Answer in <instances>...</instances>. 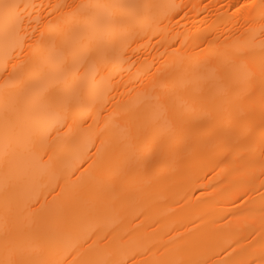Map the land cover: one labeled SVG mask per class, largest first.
I'll use <instances>...</instances> for the list:
<instances>
[{
  "label": "bare ground",
  "instance_id": "6f19581e",
  "mask_svg": "<svg viewBox=\"0 0 264 264\" xmlns=\"http://www.w3.org/2000/svg\"><path fill=\"white\" fill-rule=\"evenodd\" d=\"M22 2L34 5L29 38L0 34V261L11 241L43 264H264V0ZM94 4L152 7L123 10V47L87 77L71 127L47 113L38 122L32 98L60 74L53 37L79 33L92 13L76 6ZM241 49L230 116L201 111L181 132L143 126L153 84ZM37 123L55 128L47 154L30 145ZM130 125L151 152L127 146Z\"/></svg>",
  "mask_w": 264,
  "mask_h": 264
},
{
  "label": "snow or ice",
  "instance_id": "6c2138e0",
  "mask_svg": "<svg viewBox=\"0 0 264 264\" xmlns=\"http://www.w3.org/2000/svg\"><path fill=\"white\" fill-rule=\"evenodd\" d=\"M32 7L34 5L23 3L22 0H0V34L6 43L15 40L22 46L29 38L32 21L28 9ZM76 7L89 10L92 16L84 19V26L76 35L70 38L53 37V46L59 50L57 68L60 74L49 75L32 98V104L37 109L38 122L41 114L47 113L55 117L57 122H63L71 127L67 122L73 118L81 98L88 91L87 77L91 76V79H94L95 76L101 75L107 67L110 53L123 47L122 33L128 25L123 10L152 6L94 4ZM244 7L246 6L241 5L237 11ZM97 13H103L100 17L101 23L93 24L91 21ZM100 31H103V35H97ZM244 55L242 49L237 50L229 54L227 60L220 61L214 66L211 60H205L181 76L172 75L165 83L153 84L144 105V111L149 114V119L143 126L159 125L181 132L196 123L194 116L201 111L206 112L210 117L214 113L220 117L230 116L232 105L241 98L240 92H234L235 86L240 82L235 69L237 65H244L245 62L241 59ZM81 69H84L83 73ZM251 92L249 86L244 91V95H251ZM261 102L264 104V90L261 92ZM134 119L138 118L134 117ZM54 130L52 123L43 127L37 123L30 140L31 147L43 150L44 154H47L48 148L52 145L46 144L45 141ZM124 132L129 148L151 152V145L139 142L133 126L126 127ZM49 159L51 160L52 157L49 156ZM21 252L22 248L14 242L6 241L7 258L0 261V264H43L40 261L19 258ZM82 264H125V262L89 258L82 261ZM150 264H199V262L177 257L153 260Z\"/></svg>",
  "mask_w": 264,
  "mask_h": 264
}]
</instances>
